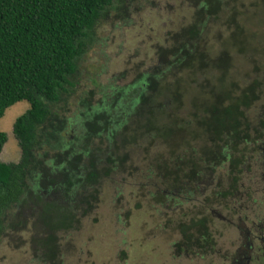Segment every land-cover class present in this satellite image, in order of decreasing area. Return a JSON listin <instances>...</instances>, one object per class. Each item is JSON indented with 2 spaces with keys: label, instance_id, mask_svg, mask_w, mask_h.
Instances as JSON below:
<instances>
[{
  "label": "rangeland",
  "instance_id": "rangeland-1",
  "mask_svg": "<svg viewBox=\"0 0 264 264\" xmlns=\"http://www.w3.org/2000/svg\"><path fill=\"white\" fill-rule=\"evenodd\" d=\"M68 81V96L53 105L55 116L40 128L37 155L76 153L80 157L74 169L88 173L118 166V172L93 185V207L78 213L70 229L29 222L25 230L19 227L3 235L0 264H227L233 259L241 250L236 220L262 216L259 203L245 209L234 196L244 195L247 188L263 192V155L254 154L257 164L239 175L235 187L237 176L216 164L210 169L209 156L202 155V124L208 122L214 95L229 91L231 99H241V91L248 95L246 88L255 82L257 99L248 108L239 107V128L249 126L251 143L264 144V0H120L94 24ZM140 87L147 106L167 107L149 120H137L140 139L124 146L104 135L101 141H76L86 129L75 117L106 103L114 107L120 89L131 94ZM27 109L25 102L17 103L0 118V132L6 135L2 163L19 160L11 127ZM170 122L181 129L171 138L160 137L156 129ZM219 141L217 152L224 146ZM194 152L200 153L197 160ZM251 157L246 161L254 163ZM257 165L259 170L253 169ZM186 172L195 173L190 181L182 178ZM185 184L191 185L192 195L183 191L189 188ZM260 193H253L254 202ZM239 206L243 209L232 210ZM200 220L210 228L206 242L211 241V250L196 240L192 224L196 227ZM231 222L234 226L227 227ZM182 226L190 234L185 240ZM42 247L48 259L34 261Z\"/></svg>",
  "mask_w": 264,
  "mask_h": 264
},
{
  "label": "trees",
  "instance_id": "trees-1",
  "mask_svg": "<svg viewBox=\"0 0 264 264\" xmlns=\"http://www.w3.org/2000/svg\"><path fill=\"white\" fill-rule=\"evenodd\" d=\"M119 1L0 0V118L14 104L25 102L28 105V109L14 119L11 127L12 137L20 151L19 160L17 163L0 162V239L15 228L25 230L29 222L35 227L39 224L46 227L50 223L70 229L78 213L93 207L91 203L95 198L91 193L96 187L93 185L103 182L109 172H118L116 166L104 170L91 168L87 173L74 169L80 154L40 159L36 148L40 143V128L50 121L49 117L55 116L53 105L63 95L68 96L65 86L70 85L68 79L76 71V62L84 52L94 24L102 18L104 12L112 9L113 3ZM241 47L240 52L243 50ZM223 68L219 67L220 70ZM255 87L256 83L253 82L246 88L249 90L248 95L242 90L241 99L236 101L230 98L229 91L214 95V106L209 112L208 122L202 124L206 142L201 149L202 155L209 156L206 162L210 169L216 164V167L222 166L230 175L237 176L232 180L234 185L239 182L240 174L248 173L251 164L246 161L250 159L247 152L251 147V139L246 133L249 126L242 133L239 118L243 112L239 107L248 108L257 99L253 92ZM140 90L144 92L140 87L128 94L120 89L116 94L117 106L106 103L75 117L78 126L86 129L85 134L77 136L81 138H76V141L84 138L87 142L94 137L101 141L104 135L114 145L124 146L140 139L137 120L143 116L149 120L153 112L167 110L166 105L162 104L147 106L144 94L139 95ZM224 101L229 104L224 105ZM172 122L162 124L164 128H160L161 131L156 129L160 137L171 138L181 129L176 128L180 124ZM45 138L42 135V141ZM216 139L224 143L220 152L216 150L217 145L214 149ZM5 142L6 135L0 132V151ZM194 153L198 155L194 156L197 160L200 153ZM194 174L186 172L181 175L190 181ZM185 187H189L183 189L186 194L194 193L190 184H185ZM227 194L224 192L221 196ZM167 198L170 197L166 195ZM187 223L191 224L192 221ZM202 224L201 220L196 227L192 224L198 234L196 240L201 245H209L211 250V241L206 242L210 240V228ZM183 230L182 226L181 234L185 240L190 234ZM42 248L34 261L39 262L42 257L48 259V250Z\"/></svg>",
  "mask_w": 264,
  "mask_h": 264
},
{
  "label": "flooded vegetation",
  "instance_id": "flooded-vegetation-1",
  "mask_svg": "<svg viewBox=\"0 0 264 264\" xmlns=\"http://www.w3.org/2000/svg\"><path fill=\"white\" fill-rule=\"evenodd\" d=\"M256 152H260L263 155L261 163H264V144L261 141H256L255 143H251V147L247 152V155L250 156L248 161L252 160L251 153L253 155L254 163L250 164L249 168H252L257 164V157H254ZM260 165V164H259ZM259 165L255 166L253 169L257 168L259 170ZM236 187V185H235ZM230 194V191H227ZM253 193H260V190L256 188H250V190L244 195H236L234 196V200L236 203L241 202L243 208H247L250 206L253 208L255 203H259L258 209L262 212V216L257 219V221L246 220V217H241L236 220V226L231 222L229 226H234L237 234L235 235L238 238V244H240L241 250L236 256L229 260L227 264H264V189L263 192L260 193V199L257 202L252 198ZM240 196V198H239ZM233 200V203H234ZM240 200V201H239ZM263 204V205H262ZM239 206L237 208H232L233 211L237 209H241ZM242 208V209H243ZM207 254V253H206ZM224 260H226V256L223 254Z\"/></svg>",
  "mask_w": 264,
  "mask_h": 264
}]
</instances>
